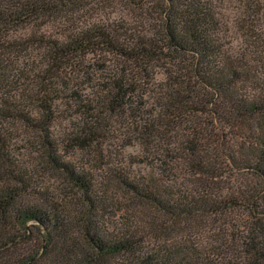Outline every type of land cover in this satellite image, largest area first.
<instances>
[{
	"label": "trees",
	"instance_id": "obj_1",
	"mask_svg": "<svg viewBox=\"0 0 264 264\" xmlns=\"http://www.w3.org/2000/svg\"><path fill=\"white\" fill-rule=\"evenodd\" d=\"M114 1L0 0V264H264L260 56L220 0Z\"/></svg>",
	"mask_w": 264,
	"mask_h": 264
},
{
	"label": "rangeland",
	"instance_id": "obj_2",
	"mask_svg": "<svg viewBox=\"0 0 264 264\" xmlns=\"http://www.w3.org/2000/svg\"><path fill=\"white\" fill-rule=\"evenodd\" d=\"M222 6L219 11L222 13V21L224 23V30L227 34L225 38V46L233 52L245 53L246 51H251L250 53L257 54L260 56L262 63L264 64V23L260 27L255 35V28L250 29L252 26L248 25L245 21L246 14L244 10L239 5L238 0H220ZM94 3V2H93ZM114 7H119L122 5L121 0H116L113 2ZM50 27H46L47 31ZM255 36V37H254ZM264 69L259 70L260 77L264 78ZM126 152L137 153V147H132L126 149ZM139 167L136 166V169Z\"/></svg>",
	"mask_w": 264,
	"mask_h": 264
}]
</instances>
